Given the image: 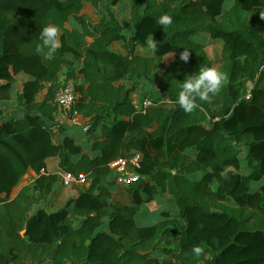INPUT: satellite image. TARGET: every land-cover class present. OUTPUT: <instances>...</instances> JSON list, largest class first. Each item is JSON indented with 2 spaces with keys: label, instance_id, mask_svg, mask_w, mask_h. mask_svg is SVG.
I'll return each instance as SVG.
<instances>
[{
  "label": "trees",
  "instance_id": "1",
  "mask_svg": "<svg viewBox=\"0 0 264 264\" xmlns=\"http://www.w3.org/2000/svg\"><path fill=\"white\" fill-rule=\"evenodd\" d=\"M100 1L0 0V264H264V0H229L228 9L226 0H131L130 35L111 4L97 26L81 15ZM164 14L173 19L167 28L158 23ZM72 19L81 30L65 29ZM47 24L62 33L51 60L36 52ZM207 35L209 43L194 40ZM116 42L125 55L112 51ZM203 64L229 82L186 113L179 82ZM70 80L90 144L56 119L55 97ZM136 93L151 106L136 110ZM193 128L171 169L138 172L126 187L131 204L114 202L112 163ZM30 170L32 184L1 196ZM166 195L176 212L139 226L135 216Z\"/></svg>",
  "mask_w": 264,
  "mask_h": 264
},
{
  "label": "rangeland",
  "instance_id": "2",
  "mask_svg": "<svg viewBox=\"0 0 264 264\" xmlns=\"http://www.w3.org/2000/svg\"><path fill=\"white\" fill-rule=\"evenodd\" d=\"M230 6H231L230 1L226 0L225 9H228ZM102 9L104 10L103 6H102ZM122 11L123 12L125 11L124 6H123ZM123 21H124L123 22L124 24L128 23L126 22V19H123ZM130 29L132 30V28H130V26L127 24V34L131 33ZM194 40H197V41L204 40L209 43L212 41V38L210 35H207V36H203L202 38L196 37L194 38ZM14 83H15V86H14V95H15L17 90L19 89L20 79H17V81H15ZM251 86H252V83L249 82L247 84V87L250 88ZM43 97H44V93H42L39 96V99H43ZM9 114L10 112H7V115ZM81 123L83 125V122ZM73 130H76V129L74 128ZM197 131H198V128H193L192 130H185L171 137H156L155 139L149 141L150 142L149 145L139 144L138 148L135 151V155H140L141 160H140V167L139 169L135 170V172L136 173L141 172V171L152 172L157 168H162V169H167V170L171 169L173 154L175 153L178 147L179 141L184 138L191 137ZM79 140H81V142L85 145L88 138H86L85 136L84 139L80 138ZM36 177L37 175L35 173L33 174L29 171L27 175L19 183V185L15 187L14 191L12 190L10 191V193H3L1 196L8 200L14 199L19 194L17 193L18 190L21 191L25 186L32 184L34 180L36 179ZM117 190L118 191H116L113 195L114 202H118L124 205H130L131 199L126 193V187H123L117 184ZM164 210H170L173 213L176 212L175 204L174 202L171 201V198L168 195L157 197L155 201L148 203L147 206H144L142 210L135 216V222L139 226L153 225L160 220V212ZM22 234H24V232ZM158 248H159L158 249L159 252H161L162 249L164 248V245L160 244ZM167 258L170 260L169 257Z\"/></svg>",
  "mask_w": 264,
  "mask_h": 264
},
{
  "label": "clouds",
  "instance_id": "3",
  "mask_svg": "<svg viewBox=\"0 0 264 264\" xmlns=\"http://www.w3.org/2000/svg\"><path fill=\"white\" fill-rule=\"evenodd\" d=\"M158 23L167 28L173 23V19L169 14H164L159 18ZM39 40L40 43L36 45V52L43 55L45 59H53L54 54L61 47L59 26L55 24H47L44 26L40 31ZM148 45L153 51L157 49L155 39L149 40ZM190 55V49L185 48V50L180 53V58L188 62ZM228 82L229 75L227 72L203 64L196 73L187 75L183 82H179L176 103L186 113H191L198 107L197 100L209 101L211 97L215 96ZM192 251L196 255H199L201 249L199 247H194Z\"/></svg>",
  "mask_w": 264,
  "mask_h": 264
},
{
  "label": "built area",
  "instance_id": "4",
  "mask_svg": "<svg viewBox=\"0 0 264 264\" xmlns=\"http://www.w3.org/2000/svg\"><path fill=\"white\" fill-rule=\"evenodd\" d=\"M78 94L76 91L75 81L70 80L63 88H61L56 97L55 104L58 108L57 122L62 125H77L81 115L74 111V106L76 104ZM168 105L172 103L166 100ZM133 105L136 110L146 109L151 106L149 100L140 99L139 95L133 97ZM140 155H134L131 159H119L118 161L110 165L118 185L127 187L132 183H135L141 179L140 175L135 172V170L140 167ZM75 180L73 176L67 175L65 181ZM81 186H87V180L85 176H80L75 180Z\"/></svg>",
  "mask_w": 264,
  "mask_h": 264
},
{
  "label": "crops",
  "instance_id": "5",
  "mask_svg": "<svg viewBox=\"0 0 264 264\" xmlns=\"http://www.w3.org/2000/svg\"><path fill=\"white\" fill-rule=\"evenodd\" d=\"M128 2V3H127ZM111 4V8L115 14V16L117 17V19L120 21V23L124 26L127 27V24L130 26V28H132V18H131V0H102L100 1L99 7L96 8L93 5L89 4V3H85L84 4V8L81 12V15L85 16L87 21L95 26L103 23L106 20V15L104 14V10L102 9L103 4ZM123 4V5H122ZM124 9L125 11L123 12L122 9ZM123 19H126V22H128L127 24H124ZM65 29L69 30V31H73V30H81V27L76 23V21L74 19H72L69 23H67L65 25ZM133 29V28H132ZM131 30V29H130ZM62 34V33H61ZM60 34V36H61ZM132 34V30L131 33ZM129 34V35H130ZM112 51L114 52H118L121 54H126V51L123 49L122 44L119 42L113 43L111 46ZM69 62L70 64L72 63H76L78 65V63L74 60L73 57L69 58ZM76 65V66H77ZM46 93V91H45ZM44 93V95H45ZM139 94L136 93L134 96H138ZM40 101L42 99H39ZM83 122V125L82 123ZM62 125V124H61ZM82 125V126H80ZM66 127L69 128V133L76 136L77 138H88L87 140V144H90V142L88 143V141H90V138H92L93 133L89 132L90 126H91V122L90 119H86L83 116L80 117L79 119V123L77 125H64ZM76 130H73V129ZM98 136V134H97ZM31 173H35L34 171L30 170ZM36 174V173H35ZM14 191V189H13ZM20 190H18L17 193H19ZM17 195V194H16ZM15 195V196H16Z\"/></svg>",
  "mask_w": 264,
  "mask_h": 264
}]
</instances>
